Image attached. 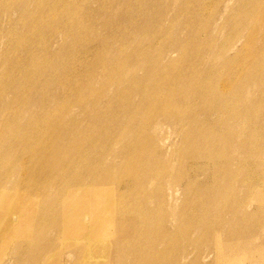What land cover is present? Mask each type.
<instances>
[{
  "label": "bare ground",
  "instance_id": "obj_1",
  "mask_svg": "<svg viewBox=\"0 0 264 264\" xmlns=\"http://www.w3.org/2000/svg\"><path fill=\"white\" fill-rule=\"evenodd\" d=\"M14 7L0 264H264V0Z\"/></svg>",
  "mask_w": 264,
  "mask_h": 264
},
{
  "label": "rangeland",
  "instance_id": "obj_2",
  "mask_svg": "<svg viewBox=\"0 0 264 264\" xmlns=\"http://www.w3.org/2000/svg\"><path fill=\"white\" fill-rule=\"evenodd\" d=\"M210 7H212V6H210ZM23 9H19L17 7H14V9H12V11H11V15H9L10 13H6L5 14L3 12H0V25L5 24L8 27L9 23L7 21H11V22H13V24H11V26H12L14 32L20 33L22 31L21 25H19V24L18 25H14V23L19 21V20H22L21 11ZM28 9L30 11V5H29ZM259 204L260 203H258V202H255V203L251 204V206L249 208H247V212L248 213L254 212L255 210H257ZM255 232H259V231H255ZM263 238H264V234H263ZM68 253H66L65 259H67L66 257L68 255ZM6 254H7V256L5 258V263L7 261L11 262L10 260L13 261V259H16L18 262H20V264H26V263H28L30 261L28 259V258H30L29 257L30 251L27 248H25V247H21L18 250H15L13 254H11V252H9V251ZM24 262H26V263H24Z\"/></svg>",
  "mask_w": 264,
  "mask_h": 264
}]
</instances>
